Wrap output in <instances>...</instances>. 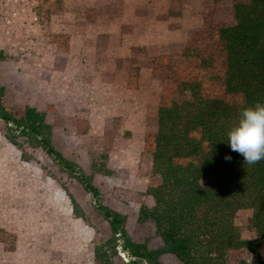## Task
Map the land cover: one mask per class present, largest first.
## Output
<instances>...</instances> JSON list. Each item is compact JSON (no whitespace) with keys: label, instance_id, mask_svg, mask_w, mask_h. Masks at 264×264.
<instances>
[{"label":"rangeland","instance_id":"obj_1","mask_svg":"<svg viewBox=\"0 0 264 264\" xmlns=\"http://www.w3.org/2000/svg\"><path fill=\"white\" fill-rule=\"evenodd\" d=\"M234 21L230 0H0L6 105L44 113L54 147L125 216L129 238L150 250L162 241L138 212L152 204L144 140L155 130L160 95L183 48ZM4 131L0 120V264H96L93 247L110 230L90 195L40 149L24 144L30 158L21 159ZM250 216L236 214L243 239L254 238ZM117 251L115 264L127 263L128 253ZM241 258L264 259V245ZM159 260L181 264L167 253Z\"/></svg>","mask_w":264,"mask_h":264},{"label":"trees","instance_id":"obj_2","mask_svg":"<svg viewBox=\"0 0 264 264\" xmlns=\"http://www.w3.org/2000/svg\"><path fill=\"white\" fill-rule=\"evenodd\" d=\"M230 1L234 23L205 29L201 40L177 56L159 98L155 130L144 140L151 155L145 192L152 204L140 207L138 220L153 225L162 241L159 250L129 238L125 216L105 205L91 177L54 147L44 113L32 106L20 112L8 107L0 86L3 136L21 151V159L30 158L24 144L43 151L90 195L107 222L109 238L93 247L96 264H115L119 245L129 257L123 264H162L163 253L181 264H264L261 258H241L264 245V160L245 165L227 142L241 111L264 104V0ZM69 198L73 213L83 218L79 204ZM241 210L251 211L252 239H243L236 226Z\"/></svg>","mask_w":264,"mask_h":264},{"label":"clouds","instance_id":"obj_3","mask_svg":"<svg viewBox=\"0 0 264 264\" xmlns=\"http://www.w3.org/2000/svg\"><path fill=\"white\" fill-rule=\"evenodd\" d=\"M227 142L243 157L245 165L264 160V104L257 102L241 111L238 122L227 132ZM231 159L225 156V160Z\"/></svg>","mask_w":264,"mask_h":264},{"label":"crops","instance_id":"obj_4","mask_svg":"<svg viewBox=\"0 0 264 264\" xmlns=\"http://www.w3.org/2000/svg\"><path fill=\"white\" fill-rule=\"evenodd\" d=\"M70 23V22H69ZM67 29H69V26H68V28ZM68 31H70V30H68ZM79 37V36H78ZM93 38V37H92Z\"/></svg>","mask_w":264,"mask_h":264}]
</instances>
